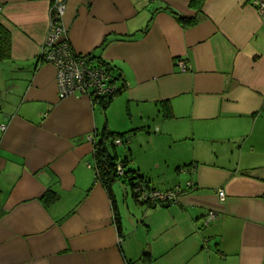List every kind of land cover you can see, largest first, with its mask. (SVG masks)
Masks as SVG:
<instances>
[{"label":"crops","instance_id":"0c3cea01","mask_svg":"<svg viewBox=\"0 0 264 264\" xmlns=\"http://www.w3.org/2000/svg\"><path fill=\"white\" fill-rule=\"evenodd\" d=\"M59 1L74 54L123 90L105 108L59 99L39 61L49 0H0V264H264V0ZM108 134L129 143L112 149L126 171L184 192L174 205L96 182L89 138ZM163 137L153 179L132 146Z\"/></svg>","mask_w":264,"mask_h":264},{"label":"built area","instance_id":"2783aa9c","mask_svg":"<svg viewBox=\"0 0 264 264\" xmlns=\"http://www.w3.org/2000/svg\"><path fill=\"white\" fill-rule=\"evenodd\" d=\"M51 7L49 12V26L45 42L42 46L39 61L51 65L55 69V82L59 99L71 96H85L92 103L99 105L102 101L114 97L119 92L116 80L108 68L96 65L88 58L74 54L67 38L66 30L62 27L61 21L66 6L59 0H49ZM259 14L264 13V3L255 2ZM176 67L181 73L187 72L185 61L177 60ZM2 131L5 126L0 127ZM89 141L94 143V137ZM120 139H116L114 146L122 145ZM117 175L123 176L124 167L118 163L115 167ZM187 191H194L193 183H186ZM134 199L147 206L174 205L184 192L180 188L168 191H156L147 187L142 181H135L132 187ZM222 202L225 199L223 190L217 194ZM215 215L208 212L203 220V225L208 227Z\"/></svg>","mask_w":264,"mask_h":264},{"label":"trees","instance_id":"16d2710c","mask_svg":"<svg viewBox=\"0 0 264 264\" xmlns=\"http://www.w3.org/2000/svg\"><path fill=\"white\" fill-rule=\"evenodd\" d=\"M8 52H9V40L7 36L2 35L0 36V58L4 56L7 57ZM122 90H123V87L119 88V92L115 96L120 94ZM112 98L113 97L102 101L99 105H102L103 108H105L108 102ZM162 114H163V118L165 119L171 118V112L169 108L168 110H166V108H164L163 106ZM116 139H120V138L112 134H108V135H103L102 138L99 139V141H94L93 143L94 160H95L94 171H95L96 182L100 183L106 189H109L111 184L117 181L122 182V183L127 182L130 185V187H133L135 181H142L148 187L146 182L142 180V178L139 177L135 172L126 171L124 169L125 175L123 176L117 175L115 171V167L118 163L115 162V157L110 152V149H113L114 147L113 143ZM120 164H122V166L125 168L126 166L125 162H122ZM131 192H132V189H131ZM43 198L46 200H49L50 202L55 200V196H53V194L51 196L45 195ZM161 206L166 207L165 205H161Z\"/></svg>","mask_w":264,"mask_h":264},{"label":"rangeland","instance_id":"374dc122","mask_svg":"<svg viewBox=\"0 0 264 264\" xmlns=\"http://www.w3.org/2000/svg\"><path fill=\"white\" fill-rule=\"evenodd\" d=\"M165 142H169L170 141L163 137L160 140V144L157 143L155 141V139H148V138H144V139H136L134 141V145L132 146V153L130 155L132 164H136V163H140V165H147L145 169V171L149 172L151 177L153 179L156 178L157 173H159V170L156 169V164L153 163L152 161V157L157 156L158 154L163 155V157L166 156H171V150L166 149V143ZM129 146L127 144H123V145H119V146H115V151L117 152L118 158L122 156V154L124 155V153H127L126 151V147ZM110 152L112 153V149H110ZM120 159V158H119ZM118 183H122L117 181ZM120 186V185H118Z\"/></svg>","mask_w":264,"mask_h":264}]
</instances>
